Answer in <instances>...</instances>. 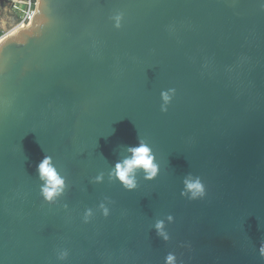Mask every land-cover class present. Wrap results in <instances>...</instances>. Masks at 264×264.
I'll use <instances>...</instances> for the list:
<instances>
[{
  "label": "water",
  "instance_id": "95a60500",
  "mask_svg": "<svg viewBox=\"0 0 264 264\" xmlns=\"http://www.w3.org/2000/svg\"><path fill=\"white\" fill-rule=\"evenodd\" d=\"M140 137L159 175L126 191L107 172ZM46 155L69 185L55 205L39 193ZM189 173L203 198L181 196ZM168 253L264 264L261 0H38L29 28L0 44V264H165Z\"/></svg>",
  "mask_w": 264,
  "mask_h": 264
},
{
  "label": "clouds",
  "instance_id": "9594fccd",
  "mask_svg": "<svg viewBox=\"0 0 264 264\" xmlns=\"http://www.w3.org/2000/svg\"><path fill=\"white\" fill-rule=\"evenodd\" d=\"M261 5L264 7V0H261ZM110 19L114 22L113 26L116 29L121 28L123 13L117 12ZM175 95V89L169 88L160 93L162 104L161 111L166 112L167 106ZM127 155L115 162L107 172V179L110 182H119L126 191H135L139 186V178L146 181H152L159 175V164L156 160V154L151 146L141 137L136 146H128L123 149ZM36 172L40 181L39 193L45 204L55 205L65 194L69 185L66 183V178L62 176L56 167L52 157L46 155L37 165ZM105 173L100 172L91 179V183L99 184L104 182ZM183 189L181 196L189 200L203 198L206 195L205 187L199 177H193L191 173L186 175L182 181ZM112 203L107 197L100 201L96 208L107 218L110 215L111 209L109 205ZM63 208L67 211L68 204H63ZM94 216L93 208H85L82 214V222L90 223ZM168 222H173V216L167 215L165 218ZM165 219L155 221L153 228L156 235L167 241L170 237L165 229ZM69 257L67 248L56 250V259L59 262H64ZM176 257L174 253H168L165 257V264H175Z\"/></svg>",
  "mask_w": 264,
  "mask_h": 264
},
{
  "label": "rangeland",
  "instance_id": "374dc122",
  "mask_svg": "<svg viewBox=\"0 0 264 264\" xmlns=\"http://www.w3.org/2000/svg\"><path fill=\"white\" fill-rule=\"evenodd\" d=\"M38 0H0V39L14 35L21 26L24 13L29 10V4L34 6Z\"/></svg>",
  "mask_w": 264,
  "mask_h": 264
},
{
  "label": "built area",
  "instance_id": "2783aa9c",
  "mask_svg": "<svg viewBox=\"0 0 264 264\" xmlns=\"http://www.w3.org/2000/svg\"><path fill=\"white\" fill-rule=\"evenodd\" d=\"M37 4L34 6L32 3L29 4V10L24 13L23 21L21 25H29L36 13Z\"/></svg>",
  "mask_w": 264,
  "mask_h": 264
},
{
  "label": "bare ground",
  "instance_id": "6f19581e",
  "mask_svg": "<svg viewBox=\"0 0 264 264\" xmlns=\"http://www.w3.org/2000/svg\"><path fill=\"white\" fill-rule=\"evenodd\" d=\"M24 28H29V25H21L20 27H18V28L16 29V32H17V33H15V34L12 35V36L17 35V34L21 31V29H24ZM12 36H11V35H7V36L1 38V39H0V44H1L2 42H4L7 38H10V37H12Z\"/></svg>",
  "mask_w": 264,
  "mask_h": 264
}]
</instances>
